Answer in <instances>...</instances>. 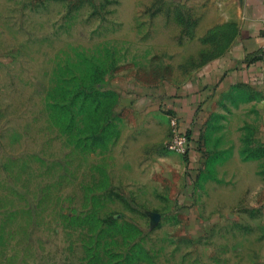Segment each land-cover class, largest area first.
Instances as JSON below:
<instances>
[{
	"label": "rangeland",
	"instance_id": "374dc122",
	"mask_svg": "<svg viewBox=\"0 0 264 264\" xmlns=\"http://www.w3.org/2000/svg\"><path fill=\"white\" fill-rule=\"evenodd\" d=\"M174 5L0 0V264H264L251 130L208 116L189 173L170 113L129 108L220 52L185 39Z\"/></svg>",
	"mask_w": 264,
	"mask_h": 264
},
{
	"label": "crops",
	"instance_id": "0c3cea01",
	"mask_svg": "<svg viewBox=\"0 0 264 264\" xmlns=\"http://www.w3.org/2000/svg\"><path fill=\"white\" fill-rule=\"evenodd\" d=\"M174 16L190 43L220 52L185 75V81L153 87L172 91L180 125L193 138L199 139L209 116L222 122V136H245L251 130L254 142L264 146V0H175ZM137 88L128 103L136 115L161 110L167 96L143 92L152 87ZM201 156L199 146L193 167L198 169Z\"/></svg>",
	"mask_w": 264,
	"mask_h": 264
},
{
	"label": "built area",
	"instance_id": "2783aa9c",
	"mask_svg": "<svg viewBox=\"0 0 264 264\" xmlns=\"http://www.w3.org/2000/svg\"><path fill=\"white\" fill-rule=\"evenodd\" d=\"M169 120L172 131L166 147L169 150L175 151L184 156L188 153L190 147L192 146V142L185 131H183L179 122V116L175 112H170Z\"/></svg>",
	"mask_w": 264,
	"mask_h": 264
},
{
	"label": "trees",
	"instance_id": "16d2710c",
	"mask_svg": "<svg viewBox=\"0 0 264 264\" xmlns=\"http://www.w3.org/2000/svg\"><path fill=\"white\" fill-rule=\"evenodd\" d=\"M143 92L146 94H154L155 92H158V95L167 96V100L163 104L161 103L159 105L161 107L160 109L162 111L168 112V113H170L172 111L175 112L174 108H173L174 107V104H173L174 95H173L172 91H170L171 93H168V90H165L164 92H162V91H160V89L152 87V88L144 89ZM175 113L179 116V118H181L177 112H175ZM183 131H185V133L187 134V136L189 137V139L192 142V146L190 147L188 153L184 155V159L187 162V168H189V173H193V171L195 169L193 167V163L191 161V158L195 157V154L199 150V146L197 144L199 139H195L192 136H190L188 134V130H186L185 128H183Z\"/></svg>",
	"mask_w": 264,
	"mask_h": 264
}]
</instances>
